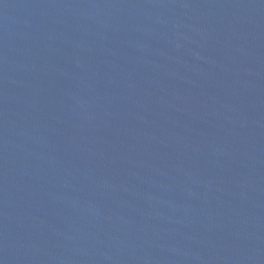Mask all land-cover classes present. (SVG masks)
I'll list each match as a JSON object with an SVG mask.
<instances>
[{"label": "water", "instance_id": "water-1", "mask_svg": "<svg viewBox=\"0 0 264 264\" xmlns=\"http://www.w3.org/2000/svg\"><path fill=\"white\" fill-rule=\"evenodd\" d=\"M0 264H264V0H0Z\"/></svg>", "mask_w": 264, "mask_h": 264}]
</instances>
